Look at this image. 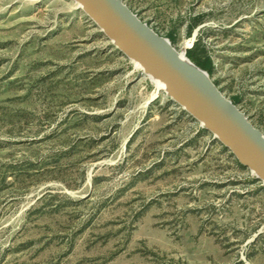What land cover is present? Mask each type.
I'll return each mask as SVG.
<instances>
[{"label": "rangeland", "instance_id": "rangeland-1", "mask_svg": "<svg viewBox=\"0 0 264 264\" xmlns=\"http://www.w3.org/2000/svg\"><path fill=\"white\" fill-rule=\"evenodd\" d=\"M122 1L264 135V0ZM0 264H264V185L74 1L0 0Z\"/></svg>", "mask_w": 264, "mask_h": 264}, {"label": "water", "instance_id": "water-1", "mask_svg": "<svg viewBox=\"0 0 264 264\" xmlns=\"http://www.w3.org/2000/svg\"><path fill=\"white\" fill-rule=\"evenodd\" d=\"M117 51L166 87V95L264 185V135L171 43L122 0H72ZM196 35V33H195Z\"/></svg>", "mask_w": 264, "mask_h": 264}, {"label": "bare ground", "instance_id": "bare-ground-1", "mask_svg": "<svg viewBox=\"0 0 264 264\" xmlns=\"http://www.w3.org/2000/svg\"><path fill=\"white\" fill-rule=\"evenodd\" d=\"M179 56L182 58V59H184L185 61H187V59L184 57V55L183 54H179ZM134 63V66L137 68V69H139V70H141L142 71V68H141V66L139 65V64H137V63H135V62H133ZM143 72V71H142ZM148 79L155 85V87H156V92H159V91H166V87H165V85L163 84V83H161V82H159L158 80H155V79H153V78H150V77H148Z\"/></svg>", "mask_w": 264, "mask_h": 264}, {"label": "trees", "instance_id": "trees-1", "mask_svg": "<svg viewBox=\"0 0 264 264\" xmlns=\"http://www.w3.org/2000/svg\"><path fill=\"white\" fill-rule=\"evenodd\" d=\"M188 57L191 59V56L188 54ZM199 67L202 70H205L206 72L210 73L211 72V61L210 59H207L205 62L200 63ZM205 131V130H204ZM239 165V164H238ZM240 167H242L241 165H239Z\"/></svg>", "mask_w": 264, "mask_h": 264}]
</instances>
